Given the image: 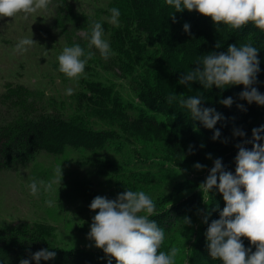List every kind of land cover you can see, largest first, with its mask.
<instances>
[{"label": "trees", "instance_id": "1", "mask_svg": "<svg viewBox=\"0 0 264 264\" xmlns=\"http://www.w3.org/2000/svg\"><path fill=\"white\" fill-rule=\"evenodd\" d=\"M113 7L120 10L119 24L108 28V23H104V31L109 34L108 41L117 67L133 84L138 104L124 102L110 85L100 81L86 83L85 92L79 94L76 105L86 113L91 112L96 120L108 127L95 129L80 117L65 118L40 111L24 86L7 89L0 96V170L28 163L39 152L62 154L67 147L93 152L117 148V153L121 154L123 141L137 142L140 133H144L160 144L162 158L156 157L157 165L161 164L160 161L166 165L165 172L171 182L168 193H160L152 199L156 213L150 219L165 232L160 251L176 248L175 264H221L209 255L205 234L208 225L219 219L225 203L217 190L203 193L199 191V185L206 180L209 174L206 172L217 158L222 159L225 170L235 174L238 154L235 145L242 139L234 137L233 131L241 129L246 134L244 139L250 141L252 130L264 127V107L240 100L242 85L224 90L204 89L198 83L180 85L178 80L204 55L214 51L226 52L230 44L251 43L259 49L260 61L254 86L264 94V31L251 23L238 30L222 23L214 25L211 18L195 10L175 13L166 0H110L103 11L107 18ZM173 14L175 21L171 18ZM185 23L190 25L189 33L184 31ZM172 93L182 94L185 99L197 95L204 97L203 106L215 108L223 119L213 129L205 128L201 122L192 120L190 111L182 108L178 101L167 102ZM227 97L234 99L231 107L220 103ZM237 104H243L247 110L241 111ZM216 130L221 135L214 141L212 137ZM189 146H192L191 153ZM245 146L251 150V143ZM209 154L212 159L207 158ZM139 158L149 159L142 157L139 151L129 157V162H136ZM126 159L124 162L121 158L120 164L111 159H97L90 164L98 176H111L119 193L139 188L138 191H144L151 198V176L124 171ZM196 163L204 165V169H195ZM159 182L155 180L154 183ZM207 213H210L208 223H204ZM186 217L191 221L188 225L184 223ZM54 232L55 227L40 222L26 229L0 228V264H20L21 259L37 264L31 257L41 249L54 251L56 256L41 260L39 264H109V261L117 264L101 249L56 247L50 241ZM241 239L246 250L255 252L248 239Z\"/></svg>", "mask_w": 264, "mask_h": 264}, {"label": "clouds", "instance_id": "2", "mask_svg": "<svg viewBox=\"0 0 264 264\" xmlns=\"http://www.w3.org/2000/svg\"><path fill=\"white\" fill-rule=\"evenodd\" d=\"M51 0H0V17L13 18L23 14L29 15L38 11H46ZM166 4L175 9V13L187 10L197 11L200 15L211 18L214 25L221 23L233 30L241 29L251 23L255 28L264 31V0H166ZM107 18L112 25L119 24L120 10L113 7ZM174 13V14H175ZM171 18L175 21V15ZM90 32L82 34L88 40V51L79 44L64 47L58 56L59 71L70 80H78L85 71V66L98 50L100 56L107 60L114 53L109 42L104 38V30L100 22L89 25ZM189 33L190 25H183ZM36 44L33 38H23L15 46L14 52L23 54L29 47ZM216 48L220 45L217 43ZM259 49L251 43L230 44L226 52H211L200 58L198 64L190 71L181 74L178 83L190 85L198 83L204 89L213 87L224 90L232 86H243L239 99L248 104L255 103L264 107V94L257 87V75L260 71L258 59ZM73 89L68 88L67 95H72ZM178 101L182 108L191 113V119L199 121L207 129H213L218 121L223 119L215 108L204 107L202 96L170 94L169 104ZM225 107L234 103L232 97L220 101ZM238 109L246 111L243 104H237ZM264 127L252 130V139H244L245 132L234 129L233 136L240 137L241 143L235 147L238 154L235 157V174L225 170L222 159L214 160L206 180L199 185V191L211 193L217 190L222 195L225 206L219 212V219L212 221L206 231L209 255L221 264H264ZM216 130L212 139L220 138ZM227 143V140L223 141ZM251 143L249 150L245 145ZM201 148L204 145H200ZM192 146H189V153ZM208 159H212L211 154ZM204 165L196 163L194 168L203 170ZM56 179L45 183L33 180L29 184L30 194L36 196L43 188L45 192L52 190L54 183L62 180V168L55 170ZM39 184V187H38ZM49 206L52 201H46ZM90 209L97 214L93 217L88 239L94 241L95 247L103 250L106 256L114 258L117 264H175L177 249L168 252L160 251L165 240V232L155 220L150 219L156 213V205L144 191L125 190L116 199L97 196L90 204ZM207 213L203 222L208 223ZM186 225L191 221L186 217ZM246 238L255 247V252L245 249L242 239ZM56 253L49 249H41L34 253L31 259L37 264L41 260L54 259ZM20 264H30L29 259H21ZM111 264V261H109Z\"/></svg>", "mask_w": 264, "mask_h": 264}, {"label": "rangeland", "instance_id": "3", "mask_svg": "<svg viewBox=\"0 0 264 264\" xmlns=\"http://www.w3.org/2000/svg\"><path fill=\"white\" fill-rule=\"evenodd\" d=\"M109 1L51 0L46 11H38L27 19L23 14L13 18L0 17V96L7 89L24 86L40 111L65 118L80 117L95 129L108 127L96 120L91 112L86 113L76 105L79 94L85 92L86 83L100 81L110 85L124 102L137 105L133 84L117 67L114 54L105 60L98 50L90 49L94 55L78 80H70L58 70V56L64 47L79 44L89 50L88 40L82 33L90 32V24L100 22L103 30L104 23H108V28L112 26L103 14ZM23 38H33L36 44L23 54L14 52ZM104 38L109 39L106 31ZM68 88L73 89L72 95L66 94ZM140 134L137 142L123 141L121 154L117 153V148L93 152L67 147L62 154L39 152L28 163L0 170V228L26 229L37 222L46 223L55 227L50 241L56 247L98 249L94 241L88 239L93 217L97 214L90 209V204L97 196L114 200L120 193L111 176L103 178L96 174L91 161L111 159L120 164L121 158L124 162L127 158V165L123 164L124 171L151 176V199L169 191L171 182L165 172L166 165H162V161L157 165L156 157L162 158L160 144L144 133ZM139 151L142 157L149 159L139 158L130 163L129 157ZM58 167L62 168L61 184L54 183L49 192L40 188L36 196L31 195L29 184L33 180L47 183L56 179ZM174 171L177 173L176 169ZM163 174L164 178L160 179ZM155 180L160 182L155 184ZM46 201H52V205Z\"/></svg>", "mask_w": 264, "mask_h": 264}]
</instances>
